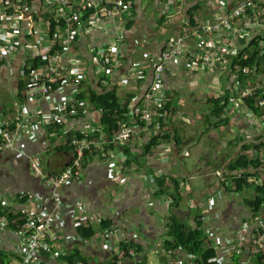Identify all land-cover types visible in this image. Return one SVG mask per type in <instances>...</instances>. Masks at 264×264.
Returning a JSON list of instances; mask_svg holds the SVG:
<instances>
[{
    "label": "crops",
    "instance_id": "obj_1",
    "mask_svg": "<svg viewBox=\"0 0 264 264\" xmlns=\"http://www.w3.org/2000/svg\"><path fill=\"white\" fill-rule=\"evenodd\" d=\"M242 1L133 0L132 15L124 16L123 20L103 21L95 28L87 23L68 26L65 22L58 36L70 40L66 55L81 58L82 62L75 67L83 74L77 85L67 86L80 115L68 118L65 123H52L44 118L45 114L57 113L63 104L60 95L55 94L51 102L27 97L24 67L30 51L19 48L10 54L0 32V118L14 120L21 111L32 116L16 149L0 153L1 210L25 214L28 220L53 212L57 216L56 232L63 245L68 251L77 247L88 261L78 258L83 264H99V261L109 264L114 257L119 258L118 264H168L169 250L162 247L169 239L172 217L191 227L202 223L207 244L217 250L221 264H254L249 230L264 221V207L255 214L245 202V198L255 195V185L243 193L234 191L233 178L242 172H232L228 165L244 153L242 146L254 142L264 145V120L255 126L258 117L244 114L239 99H234L233 105L228 104L233 112L227 108L221 118L224 121L212 114L210 99L232 91L237 78L228 69L230 59L220 57L211 68L198 62L197 56L214 47L204 41L197 43L190 31V12L194 6L202 5L197 19L204 25L227 14ZM117 39H120V62L108 72L102 64V54L117 50L113 45ZM181 40V45L192 51L164 63L163 52L172 42ZM162 64L164 105L170 102L164 116L167 129L178 140L161 141L146 152L145 146L151 139L148 128L141 127L135 119L125 122L122 127L127 125L133 131L127 142L131 163L125 162L121 167L119 159L126 154L120 146L109 147L106 155L95 150L88 152L79 175L64 186L62 206L57 209L47 201L51 189L34 177L30 159L40 157L44 170L58 176L75 158L72 143L73 150L63 149L68 134L111 141L104 133L103 111L82 98L83 95L114 91L122 103L130 101L135 116L136 107L153 83L156 68ZM37 67L34 62L27 66L30 70ZM259 79L264 80V73ZM157 110L155 107L153 114L161 115ZM116 175L121 180L114 179ZM162 178L165 184L160 187L158 181ZM255 179V184L261 185L264 172L261 170ZM174 180L180 186L178 204H173L168 194L159 192L164 189L171 194ZM104 221L110 224L103 226ZM79 224L92 226L95 236L80 241L82 236L76 230ZM25 242L22 229H13L8 220L0 218V250L7 258L5 264H27L19 259ZM131 242L143 250L136 257H125L122 245ZM41 253L34 255L41 264H59V257Z\"/></svg>",
    "mask_w": 264,
    "mask_h": 264
},
{
    "label": "built area",
    "instance_id": "obj_2",
    "mask_svg": "<svg viewBox=\"0 0 264 264\" xmlns=\"http://www.w3.org/2000/svg\"><path fill=\"white\" fill-rule=\"evenodd\" d=\"M42 8H48L51 11L45 12ZM82 9L86 11V18ZM130 9V4L125 0H103L101 3H98L97 0H0V23L4 22L0 32L10 47V54L19 48H27L30 51L28 59L31 62H36L40 56L45 60L44 64L30 70L27 66H31V62L27 59V64L24 67L28 80L25 89L27 97L42 98L47 102H51L55 94L62 97L63 104L57 109V113L44 115L47 121L65 123L68 118L80 115L78 107L76 109L71 102L72 94L67 92V86L70 83L77 85L83 78L80 69L75 67L82 60L79 56L66 55L70 40H63L58 36L60 29L64 28L65 22L68 26L73 23H87L90 27L95 28L103 21L123 20L124 16L130 17L132 15ZM27 17L29 19H26ZM53 24L57 29L51 35L50 30ZM192 36L197 43L204 41L214 47L206 54L197 56V61L201 62L204 67L211 68L217 64L220 57L229 61L232 56H237L243 48H246L251 41L259 36L264 37V0H243L227 14L219 16L212 22L199 25L192 32ZM118 42L120 39H117L113 44L115 48L117 46V50L112 49L110 53L102 54V64L108 68V72L120 62ZM182 42V40L180 43L172 42L163 52L164 63L183 58L192 51L189 47L182 46ZM261 45L264 47V41ZM195 55L196 53L193 54V56ZM69 62L73 65H70ZM228 69L231 70V68ZM233 74L237 78V75ZM256 80V85L242 89L241 93L232 86V97L230 96L229 104L233 105V100L239 99L238 102L244 114L258 117V121L255 123L259 124L258 122L264 120V114L261 117L257 116L254 112H250L243 102L244 99L255 95L257 91H261L262 97L259 99L258 105L264 110V80L259 79V76ZM163 82L162 64L156 68L153 83L144 94L142 103L136 107L137 115H141V119L146 123L152 121L155 107L160 109L165 104L166 95L162 88ZM236 93L240 94L239 98L236 97ZM230 105L228 108L231 107ZM31 117L25 111H21L14 120L0 118V153L16 149L25 131L24 126L27 121L32 120ZM132 133L133 131L124 125L112 141L92 140L85 137L73 138L71 143L75 147V158L72 165L58 176H53L44 170L40 157L30 159V168L34 177L40 179L47 188L51 189L50 199L48 197L47 201H51L57 209H60L63 201L62 190L83 169L85 155L94 150L106 155L110 145L127 143L131 139ZM155 133L158 134L159 131ZM251 154L254 156L259 154L264 157L263 150L260 152L253 150ZM126 161L127 157L121 155L119 159L121 167ZM114 179L121 180L120 175H116ZM249 182L256 183L257 179L251 178ZM56 222L57 216L52 212L47 216L31 218L23 225L22 234L26 242L23 244V250L19 256L21 262L41 264L42 262L36 260L34 256L41 252L52 253L56 257L68 254L65 243L63 245L56 232ZM249 231L251 233L248 238L249 248L254 257L264 250V221H260L254 230ZM80 241H84V239L81 238ZM182 250L184 249L169 250L167 253L168 264H195V257ZM177 251L185 254H179ZM141 252L131 250L130 256L136 257ZM217 261L218 264H221L219 259ZM76 264L83 263L77 262Z\"/></svg>",
    "mask_w": 264,
    "mask_h": 264
},
{
    "label": "trees",
    "instance_id": "obj_3",
    "mask_svg": "<svg viewBox=\"0 0 264 264\" xmlns=\"http://www.w3.org/2000/svg\"><path fill=\"white\" fill-rule=\"evenodd\" d=\"M126 3L130 4V11L134 9L133 0H125ZM202 5H196L192 8L190 12V31L193 32L195 28H197L200 24L197 19L198 12L201 10ZM84 16L86 18V11L82 9ZM56 25L53 24L51 26L50 33L51 35L56 32ZM262 41H264V37L259 36L250 44L241 50V52L237 56H232L230 58L231 61V70L233 73L237 75V80L233 85L239 93H241L242 89L247 87H251L257 84L256 78L260 76L261 73H264V47L261 45ZM36 67L40 64H44L45 60L42 56H40L36 62ZM32 69V68H31ZM263 83V81H260ZM238 86V87H236ZM234 90V91H236ZM262 92L257 91L255 95L252 97L246 98L243 100L244 105L248 107L250 112H254L257 116H262L264 114V110L258 105L259 99L262 97ZM231 91H227L226 95H222L219 98H211V111L212 114L219 118L220 122L224 121L221 119L225 110L228 108V104L231 99ZM240 94L236 93V97L239 98ZM82 98L89 100V102L95 106L97 109H101L103 111L102 115V125L104 127V133L107 136V139L113 140L118 133L122 129V124L125 122H129L131 119H135L136 122L143 128H148L149 136L151 139L145 146V151L149 152L152 148L157 146L161 141H171L178 140L176 136L170 132L168 127V122L164 116L165 109L170 108V102L166 105L158 109L157 111L161 113L155 114L152 121L150 123H146L141 119V115L133 116V113L130 109V101L127 103H122L117 93L114 91H106L102 94H98L96 92H91L88 96L83 95ZM59 129V127H56ZM158 132L156 134L155 132ZM78 136L79 138L84 137V135L78 134H68L66 137V144L63 146L64 150H73L71 145L72 139ZM116 146H120L127 157L126 163H131V149L125 144L116 145L115 143L110 145V148L113 149ZM264 145H258L257 143L247 144L242 146V150L244 153L240 154L235 161L231 162L228 165V169L232 172H242L240 175H236L233 178L232 183L235 186L234 191L238 193H243L244 190L251 188L255 185V195L251 199L245 198L246 204L251 208V210L257 214L264 207V179L262 185L249 183V179L258 178L262 172H264V160L261 155H252V151L256 150L258 152L262 151ZM159 180V179H157ZM174 191L169 194L166 190H161L159 192H163L164 194H168V196L173 201V204H178L181 200L180 198V186L177 180H174ZM165 184V178H162L158 181V185L163 187ZM0 205V218H4L8 220L9 227L19 230L22 229L25 222L28 221V218L25 214L22 213H12L8 210H1ZM20 218H23L21 221ZM19 221L16 223V220ZM109 221L105 223L103 222V226L109 225ZM202 223H198L196 227H191L185 224H181L177 222L174 217L171 218V222L169 223V239L165 241L162 248L166 250H177L184 249L189 252L191 255L195 257V264H218V252L217 250L207 244L206 236L202 230ZM77 233L82 236L83 239H91L95 236L96 231L92 226H85L82 224L77 225L76 227ZM122 250L124 251L125 257L130 256L131 250H136L137 252H141L142 246L136 244L134 242L124 243L122 245ZM69 253L66 256H60L57 260L58 262H62L63 264H76L78 262V258H82L83 262L88 263L86 258H83L80 250L76 247L72 250L68 251ZM48 256V255H44ZM6 257L0 250V262L5 264ZM119 258L114 257L109 264H118ZM44 264H47L46 262ZM254 264H264V250L255 255Z\"/></svg>",
    "mask_w": 264,
    "mask_h": 264
},
{
    "label": "rangeland",
    "instance_id": "obj_4",
    "mask_svg": "<svg viewBox=\"0 0 264 264\" xmlns=\"http://www.w3.org/2000/svg\"><path fill=\"white\" fill-rule=\"evenodd\" d=\"M229 110H231L232 112H233V108H230ZM236 114H234V116H235ZM259 124H261V122H258ZM259 124H257V126L259 125ZM256 126V125H255ZM96 238H97V236H96ZM100 239V238H99ZM97 240H98V238H97ZM99 241H101V239L99 240ZM101 262L99 261V264H100ZM59 264H63L62 262H59Z\"/></svg>",
    "mask_w": 264,
    "mask_h": 264
}]
</instances>
